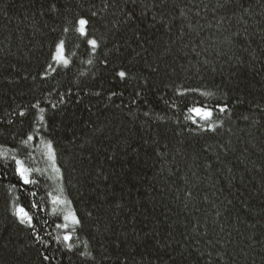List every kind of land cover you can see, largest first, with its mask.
I'll return each mask as SVG.
<instances>
[{
    "label": "trees",
    "instance_id": "16d2710c",
    "mask_svg": "<svg viewBox=\"0 0 264 264\" xmlns=\"http://www.w3.org/2000/svg\"><path fill=\"white\" fill-rule=\"evenodd\" d=\"M0 151V264H264V0H0Z\"/></svg>",
    "mask_w": 264,
    "mask_h": 264
},
{
    "label": "snow or ice",
    "instance_id": "6c2138e0",
    "mask_svg": "<svg viewBox=\"0 0 264 264\" xmlns=\"http://www.w3.org/2000/svg\"><path fill=\"white\" fill-rule=\"evenodd\" d=\"M95 15V13H93ZM90 25V20L88 18L80 17L78 20L75 21V24L73 25V29L75 32L79 33L81 37H88V27ZM65 32L68 31L67 28L64 29ZM88 45H91L92 50L95 51L98 47V42L96 39H87L86 40ZM65 41L60 40L55 44V51L51 56V59L55 61L58 65L67 66L70 61L65 56ZM91 63V61H89ZM52 71H55V68L52 67L51 64L48 66ZM116 75L124 79L127 76V73L125 71H119L116 73ZM203 95L208 96L211 95L210 93H203ZM219 111L223 112L226 108L216 106ZM41 113L44 111L43 109H40ZM190 113H194L196 117H199L200 119L204 121H210L213 116V109L207 108L206 106H194L188 109ZM23 115V113H20ZM40 120H43L44 117L41 115ZM189 119H194V117H188ZM209 127H212L211 124H209ZM33 139V136L29 135L26 140L22 141L23 144L27 145L29 141ZM45 147L48 151L49 158L53 161V168L56 172H59V169L55 167V153L54 149L52 147L51 142H47L45 144ZM14 151V150H13ZM0 157H3L5 159H11L14 164V173L19 177V180L22 182L23 185H29V184H36L37 181L30 178L31 174L33 172L40 171L39 169L29 168L26 166L25 162L21 159H18L15 155L9 156V153L7 151H0ZM13 188L15 185L12 186ZM11 191V188L9 189ZM35 195V193H33ZM67 203L66 201L60 199L59 196L52 198V204L53 205H62ZM31 207H37L35 203L31 205ZM58 211L57 207H53L52 212L55 214ZM14 215L18 218L19 222L21 224H25L28 227H34L33 225V217L30 215V213L21 205L16 204ZM63 221L62 223L57 225V228L68 230L71 227V231H65L63 235H57L55 237L57 242H63L64 246L71 250L74 247V244L71 242L73 240V234L75 232V229L77 226L81 224L80 219L77 217L74 211L68 212L67 214L63 215ZM82 256L84 255H90V253H81ZM50 259L49 256L43 255V260L48 261Z\"/></svg>",
    "mask_w": 264,
    "mask_h": 264
},
{
    "label": "rangeland",
    "instance_id": "374dc122",
    "mask_svg": "<svg viewBox=\"0 0 264 264\" xmlns=\"http://www.w3.org/2000/svg\"><path fill=\"white\" fill-rule=\"evenodd\" d=\"M65 54V53H64Z\"/></svg>",
    "mask_w": 264,
    "mask_h": 264
}]
</instances>
